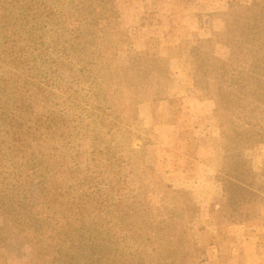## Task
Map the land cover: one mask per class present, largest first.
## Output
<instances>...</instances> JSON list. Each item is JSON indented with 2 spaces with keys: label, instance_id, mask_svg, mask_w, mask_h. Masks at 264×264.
<instances>
[{
  "label": "rangeland",
  "instance_id": "1",
  "mask_svg": "<svg viewBox=\"0 0 264 264\" xmlns=\"http://www.w3.org/2000/svg\"><path fill=\"white\" fill-rule=\"evenodd\" d=\"M0 264H264V0H0Z\"/></svg>",
  "mask_w": 264,
  "mask_h": 264
},
{
  "label": "trees",
  "instance_id": "2",
  "mask_svg": "<svg viewBox=\"0 0 264 264\" xmlns=\"http://www.w3.org/2000/svg\"><path fill=\"white\" fill-rule=\"evenodd\" d=\"M16 1H18V0H13V2H16ZM206 41L207 42H210V50H211V53H214V47H213V45L211 43V40L208 39ZM217 82H218L219 85H223V82L221 81V79L220 80H217ZM247 88L248 87H246V90H247ZM236 90H238V92H241L240 89H237V87H236ZM215 95L217 97V103H218V99L220 100V95H223L224 96V98L222 97L223 99H229V100L233 99V96L235 97L234 85H227L226 87H224V89H222V87H217V90H216ZM231 185H232V187L234 186V188L237 187V185L234 182L231 183Z\"/></svg>",
  "mask_w": 264,
  "mask_h": 264
}]
</instances>
